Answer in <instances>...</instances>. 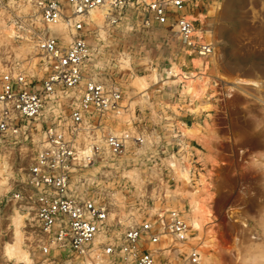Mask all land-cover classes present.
I'll return each instance as SVG.
<instances>
[{
    "label": "rangeland",
    "instance_id": "obj_1",
    "mask_svg": "<svg viewBox=\"0 0 264 264\" xmlns=\"http://www.w3.org/2000/svg\"><path fill=\"white\" fill-rule=\"evenodd\" d=\"M213 5L218 10L204 27L214 57L203 71L190 67L191 54L171 29L155 23L143 27L140 6H128L115 24L105 19L102 26L86 28L83 77L122 93V111L105 115L102 123L125 138L127 150L79 171L71 177L70 191L76 199L106 205L114 243L124 230L161 211L178 210L189 223L194 198L209 212L199 233L191 229V238L212 240L210 251L197 247L202 255H210L214 264H241L253 257L264 263V0H187L184 15H206ZM40 27L25 0H0V73L16 67L40 84L45 70L32 37ZM55 34L63 43L68 40L66 28L65 34ZM172 66L178 75H167ZM187 86L195 95L185 93ZM74 104L72 99L48 103L25 141L0 142V182L6 180L0 188V264H78L69 252L43 255L37 249L32 217L24 223L19 253L3 252L13 243L9 217L17 210L10 193L40 148L46 122L63 118ZM182 129L191 136L184 137ZM178 172L186 173V180ZM155 249L158 259L170 254L171 264H188L165 240Z\"/></svg>",
    "mask_w": 264,
    "mask_h": 264
},
{
    "label": "built area",
    "instance_id": "obj_2",
    "mask_svg": "<svg viewBox=\"0 0 264 264\" xmlns=\"http://www.w3.org/2000/svg\"><path fill=\"white\" fill-rule=\"evenodd\" d=\"M25 1L41 26L32 37L45 77L37 84L16 67L2 70L0 142L9 138L25 141L30 136L31 123L39 119L48 103L58 99L75 101L66 116L53 118L48 125L46 122L40 148L9 196L12 207L32 217L37 249L43 255L50 251L69 252L78 264H105L114 259L128 264H171L174 257L170 254L161 259L156 256L155 247L165 240L176 247V258L199 264L197 246L188 245L191 227L180 211L172 209L147 217L124 230L118 243H114L106 205L93 198L76 199L70 191L71 177L79 171L106 155L121 157L127 150L125 138L110 133L102 123L105 115L122 111V93L118 87L83 77L89 55L86 28L94 26L88 22L89 12L107 8L106 24L112 25L128 6H140L143 27L152 23L166 26L192 56L207 58L212 45L194 35L195 23L184 15L185 1ZM60 22L66 25V43L61 35L49 33V27ZM135 143L141 144L142 139Z\"/></svg>",
    "mask_w": 264,
    "mask_h": 264
},
{
    "label": "bare ground",
    "instance_id": "obj_3",
    "mask_svg": "<svg viewBox=\"0 0 264 264\" xmlns=\"http://www.w3.org/2000/svg\"><path fill=\"white\" fill-rule=\"evenodd\" d=\"M146 3H149L150 1L153 0H144ZM183 1H187V0H183ZM218 10V5H213L209 8L208 12L206 15L204 14H197L195 17L191 16V15H187L185 16V18L187 20L193 21V22H198L201 25V29H196L194 32V35L201 41H203L204 43L210 44L212 45V36L211 33L209 31H207V29H205L204 25L207 23V18H211L212 16H214L216 14ZM108 13V9L107 8H96L93 9L89 12L88 14V22H90L93 25L96 26H102L105 22L106 19V15ZM65 28L66 25L63 22H60L58 25L56 26H52L49 27L51 32H58L60 34H65ZM207 28V27H206ZM67 30V29H66ZM6 31L10 34V35H14L15 33L11 30L10 27H6ZM52 33V34H55ZM59 35V34H57ZM68 36V35H67ZM68 41V40H67ZM187 55H190V53L188 51L185 52ZM213 55L211 54V58L209 60L208 57L207 58H201L199 56H192L191 55V59L189 60V65L190 67H192V69L195 70H201L203 71L205 68L208 67L209 63L212 61V57ZM210 57V56H209ZM179 70L176 66H172V68L167 72V75H178ZM141 89L142 88V84L139 85ZM185 93L186 94H190V95H195L194 91L192 88H189V86H187V88L185 89ZM181 134L184 137H189L191 136V132L190 130H184L182 129ZM195 135V134H193ZM261 136L264 137V131L262 133H260ZM1 172V171H0ZM186 173H180L178 172V177L181 180H186ZM6 183V180H3L0 182V188H2ZM209 216V212L205 211L204 209H202L199 205V203L196 201V199H191L190 200V213L188 215V219H189V224L190 227L193 231L195 232H200L201 231V227H202V223L205 220L204 218ZM10 220V226L12 229V236H13V243L11 246H6L4 249V254L7 257H12L15 254L17 255L18 250H19V245L21 243L22 240V229L24 228V223L28 220V215H23L21 213H19L17 210L12 209L11 211V216L9 217ZM192 246H197L200 249H204L207 251H210L213 249V244H212V240L211 239H203L200 236H196L194 238L189 239V241ZM199 252V250H198ZM200 261L199 264H214L212 257L210 255H202L200 252ZM23 259H26V254H22L20 255ZM241 264H264L261 260L260 257H253L249 260H245L243 261Z\"/></svg>",
    "mask_w": 264,
    "mask_h": 264
}]
</instances>
